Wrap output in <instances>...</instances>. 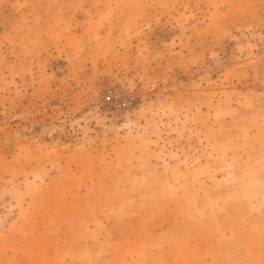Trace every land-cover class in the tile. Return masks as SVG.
Returning <instances> with one entry per match:
<instances>
[{"label":"rangeland","instance_id":"obj_1","mask_svg":"<svg viewBox=\"0 0 264 264\" xmlns=\"http://www.w3.org/2000/svg\"><path fill=\"white\" fill-rule=\"evenodd\" d=\"M263 110L264 0H0V264L203 255L192 246L173 259L172 243L232 222L206 210L205 174L217 156L231 172L237 142L257 141L264 160V113L251 114ZM230 118L249 127L224 133ZM122 137L162 150L160 183L123 180L141 170L111 148ZM244 184L259 209V184ZM240 216L264 222V212ZM251 263L264 264V242Z\"/></svg>","mask_w":264,"mask_h":264},{"label":"crops","instance_id":"obj_2","mask_svg":"<svg viewBox=\"0 0 264 264\" xmlns=\"http://www.w3.org/2000/svg\"><path fill=\"white\" fill-rule=\"evenodd\" d=\"M260 113H264V110L255 111L251 114L253 116L259 115ZM248 121V118H230V120L226 121L224 124H219V127H227V129L223 131L224 133H241L249 127ZM112 147L116 151H118L120 148H123L124 151L130 154L129 156L132 160L131 165L128 167H131L133 162L134 167H137L141 170L135 172H126L124 174L125 176H123L124 181L128 180V176L129 178L135 177L139 179L144 177L145 179L151 178L152 180H156L158 183L163 180L164 173L162 167L164 166V159L158 157L161 156V149L158 150L156 148L154 152H142L143 150L138 152L139 149H135L136 144L133 141V138L126 139L125 137H122V141L113 144L111 148ZM144 148L147 147L145 146ZM260 155L261 148L257 141H253L251 145L237 142L234 143V147L228 151V159L225 161L226 164L233 165V170H231V172H229L228 167L223 164L224 162L219 160L221 158L220 156H217L215 159H213V165L217 171L211 175H207V173L205 174V176L211 177H207V186L202 192L204 206H206V210L209 213L217 212L231 215L232 222L227 224L219 223L222 233H217V230L214 231V229H212L214 233L207 239L201 240L193 238L195 245H192L193 242L186 244L181 243L179 239L176 238L172 243V245L177 247V251L172 255L173 259H177L179 256L182 257L180 250L182 252L183 249H187V252H189L191 251L192 246H195V251H203L204 254H195L194 257L189 255L181 262L184 264H217L216 260H218L219 264H252V251L256 246L264 242V240L259 239V237H261L260 230L264 227V222H251V224H248L250 226L249 228L248 225L246 226L244 222H241L242 217L240 215L242 214L250 217L253 214L264 212V160L258 159ZM207 156L208 154L203 156L204 166L207 165V162H205ZM114 158H116V156L111 157L112 160L108 162L109 165L111 164L109 169H112L111 166L113 164L118 163V161H115ZM153 166L157 167L155 170L156 173L150 171ZM202 170H204V167H199L196 169L193 168L190 171H188L187 168H184L185 174H187V176H189L191 179H193L191 172L196 173ZM110 175L111 176L109 179L113 180L114 176L112 173ZM248 181H255L257 184H259L260 189L258 193L261 199L259 209H251L248 198L249 187L247 184H244V182L247 183ZM215 206L217 210L213 211L211 208ZM129 212L130 210H126V213ZM90 214L91 213H89V215ZM94 216L96 215L94 214ZM144 218L145 215L140 216V219ZM146 231L147 230L144 229L142 232L144 233ZM142 232H139L134 236L141 239L140 236L143 235ZM223 235L227 237H224ZM150 240L151 242H147L150 243L153 248H156V246L160 244L159 239L156 237H153ZM141 243H143L142 240L139 241V244ZM110 254L111 258L109 259L113 260L117 264L129 261V259L126 257L127 255L120 253L122 255L120 257L118 251H116L114 254L111 251ZM147 260L145 263H149ZM150 263H152L151 260Z\"/></svg>","mask_w":264,"mask_h":264},{"label":"built area","instance_id":"obj_3","mask_svg":"<svg viewBox=\"0 0 264 264\" xmlns=\"http://www.w3.org/2000/svg\"><path fill=\"white\" fill-rule=\"evenodd\" d=\"M111 98H112V97H111L110 95L107 97L108 100H111Z\"/></svg>","mask_w":264,"mask_h":264}]
</instances>
